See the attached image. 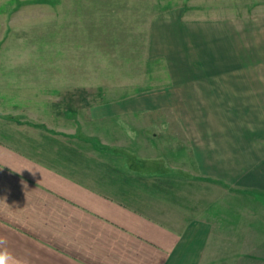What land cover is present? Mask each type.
Returning a JSON list of instances; mask_svg holds the SVG:
<instances>
[{
	"label": "crops",
	"instance_id": "obj_1",
	"mask_svg": "<svg viewBox=\"0 0 264 264\" xmlns=\"http://www.w3.org/2000/svg\"><path fill=\"white\" fill-rule=\"evenodd\" d=\"M149 31L166 84L75 101L69 136L0 140L14 264H264V17L171 9ZM58 201L77 213L71 243Z\"/></svg>",
	"mask_w": 264,
	"mask_h": 264
},
{
	"label": "rangeland",
	"instance_id": "obj_2",
	"mask_svg": "<svg viewBox=\"0 0 264 264\" xmlns=\"http://www.w3.org/2000/svg\"><path fill=\"white\" fill-rule=\"evenodd\" d=\"M171 9L192 21L246 20L264 17V0H0V140L29 144L40 130L69 136L75 101L166 84V64L150 62L148 42L151 20ZM31 190L30 202L38 197ZM59 204L66 217L58 225L68 228L76 210Z\"/></svg>",
	"mask_w": 264,
	"mask_h": 264
},
{
	"label": "clouds",
	"instance_id": "obj_3",
	"mask_svg": "<svg viewBox=\"0 0 264 264\" xmlns=\"http://www.w3.org/2000/svg\"><path fill=\"white\" fill-rule=\"evenodd\" d=\"M6 243L7 241L5 239L0 238V245L5 246L0 249V264H14V258L7 251Z\"/></svg>",
	"mask_w": 264,
	"mask_h": 264
}]
</instances>
